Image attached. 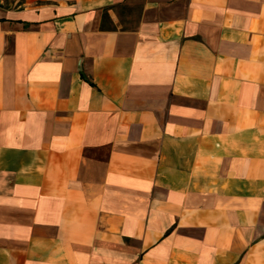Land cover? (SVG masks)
<instances>
[{"label": "crops", "instance_id": "obj_1", "mask_svg": "<svg viewBox=\"0 0 264 264\" xmlns=\"http://www.w3.org/2000/svg\"><path fill=\"white\" fill-rule=\"evenodd\" d=\"M0 264H264V0H0Z\"/></svg>", "mask_w": 264, "mask_h": 264}]
</instances>
